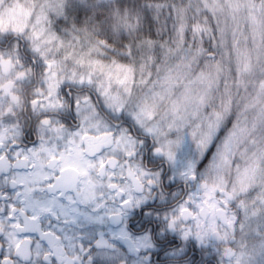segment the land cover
<instances>
[{
    "label": "clouds",
    "instance_id": "1",
    "mask_svg": "<svg viewBox=\"0 0 264 264\" xmlns=\"http://www.w3.org/2000/svg\"><path fill=\"white\" fill-rule=\"evenodd\" d=\"M0 264H264V0H0Z\"/></svg>",
    "mask_w": 264,
    "mask_h": 264
}]
</instances>
